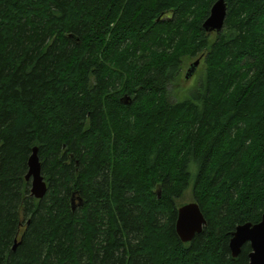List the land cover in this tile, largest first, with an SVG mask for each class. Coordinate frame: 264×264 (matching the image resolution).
<instances>
[{
    "label": "trees",
    "instance_id": "16d2710c",
    "mask_svg": "<svg viewBox=\"0 0 264 264\" xmlns=\"http://www.w3.org/2000/svg\"><path fill=\"white\" fill-rule=\"evenodd\" d=\"M216 1L0 0V264H249L229 243L264 214V0H226L212 38ZM187 191L207 224L183 243Z\"/></svg>",
    "mask_w": 264,
    "mask_h": 264
},
{
    "label": "water",
    "instance_id": "95a60500",
    "mask_svg": "<svg viewBox=\"0 0 264 264\" xmlns=\"http://www.w3.org/2000/svg\"><path fill=\"white\" fill-rule=\"evenodd\" d=\"M228 6L226 0H217L213 5L209 17L203 24L204 30L211 34H219L223 31L227 17ZM200 63V60L193 62L186 73V78L192 77ZM26 180L31 184V195L36 199H43L48 193V185L42 175L38 149L34 148L28 160V172ZM79 204L82 201L79 200ZM73 203H75L73 201ZM207 224L206 218L201 208L196 202L186 204L178 209L176 221V232L183 243L191 242L197 234L203 231ZM250 244L251 253L249 254V264H264V214L257 224L246 223L236 227L232 233L229 246L233 258H237L242 248ZM17 246V243L14 247Z\"/></svg>",
    "mask_w": 264,
    "mask_h": 264
},
{
    "label": "rangeland",
    "instance_id": "374dc122",
    "mask_svg": "<svg viewBox=\"0 0 264 264\" xmlns=\"http://www.w3.org/2000/svg\"><path fill=\"white\" fill-rule=\"evenodd\" d=\"M214 33H211L212 35V38H215V35H213ZM197 60V58H192L188 61H185V63L183 64V70H182V75L181 76H184L188 69H189V66L195 62ZM201 63H199L198 67H197V71L196 73L189 78V80L191 81H187V78L185 76V79H186V83L183 82V84L181 85L180 82L176 85V86H173L172 87V92H173V100H176L178 98H181L182 97V93H183V90L184 88L186 89H189V88H192L195 84H197L198 82V79H199V73L200 71H203V67L202 65L200 66ZM199 70V71H198ZM182 80H183V77H182ZM182 89V90H181ZM193 195H192V192L191 191H187L185 193V195L182 197V198H179L176 200V205L179 208H181L182 206L186 205V204H189V203H193ZM80 202L76 199L75 200V203L74 205L76 204L75 206V209L79 207V204Z\"/></svg>",
    "mask_w": 264,
    "mask_h": 264
},
{
    "label": "flooded vegetation",
    "instance_id": "af4514ba",
    "mask_svg": "<svg viewBox=\"0 0 264 264\" xmlns=\"http://www.w3.org/2000/svg\"><path fill=\"white\" fill-rule=\"evenodd\" d=\"M185 76H186V74H185ZM188 80V79H187Z\"/></svg>",
    "mask_w": 264,
    "mask_h": 264
}]
</instances>
